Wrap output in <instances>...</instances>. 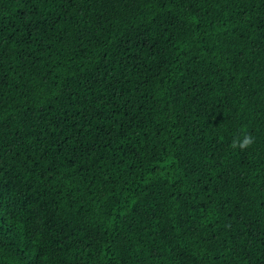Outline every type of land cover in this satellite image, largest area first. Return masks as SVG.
<instances>
[{"label": "trees", "instance_id": "1", "mask_svg": "<svg viewBox=\"0 0 264 264\" xmlns=\"http://www.w3.org/2000/svg\"><path fill=\"white\" fill-rule=\"evenodd\" d=\"M0 264H264V0H0Z\"/></svg>", "mask_w": 264, "mask_h": 264}, {"label": "clouds", "instance_id": "2", "mask_svg": "<svg viewBox=\"0 0 264 264\" xmlns=\"http://www.w3.org/2000/svg\"><path fill=\"white\" fill-rule=\"evenodd\" d=\"M254 144V137L250 134H245L242 137H234L231 143L233 149H239L241 151L250 148Z\"/></svg>", "mask_w": 264, "mask_h": 264}, {"label": "rangeland", "instance_id": "3", "mask_svg": "<svg viewBox=\"0 0 264 264\" xmlns=\"http://www.w3.org/2000/svg\"><path fill=\"white\" fill-rule=\"evenodd\" d=\"M39 228V219L37 217V215L34 217V220L33 222H31L30 224V229L33 230V229H37Z\"/></svg>", "mask_w": 264, "mask_h": 264}]
</instances>
